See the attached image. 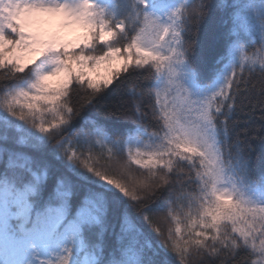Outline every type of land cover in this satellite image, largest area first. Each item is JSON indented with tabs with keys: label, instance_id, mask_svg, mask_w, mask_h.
I'll return each instance as SVG.
<instances>
[{
	"label": "snow or ice",
	"instance_id": "1",
	"mask_svg": "<svg viewBox=\"0 0 264 264\" xmlns=\"http://www.w3.org/2000/svg\"><path fill=\"white\" fill-rule=\"evenodd\" d=\"M0 264H264V0H0Z\"/></svg>",
	"mask_w": 264,
	"mask_h": 264
},
{
	"label": "trees",
	"instance_id": "2",
	"mask_svg": "<svg viewBox=\"0 0 264 264\" xmlns=\"http://www.w3.org/2000/svg\"><path fill=\"white\" fill-rule=\"evenodd\" d=\"M101 2L107 3V2H109V0H101ZM204 38L208 42H211V40H212V34L207 29H206V33H205ZM249 43H254V41L245 42V45L247 46ZM217 50H219V48ZM205 71H206L207 76L211 75V68L210 67L208 69H206ZM207 87H208L207 85H200L199 88L191 89L193 92L194 98H202V94H204L202 92V90L206 89ZM118 123H120L121 125H127L128 124V122H126V121H120ZM149 131H155V128H150ZM44 172H45V170L41 169L35 173L36 179H35V183H34L33 187L37 192H39L41 190V186L46 187V185H47L48 179L44 175ZM56 199H57V201H62V199H63L59 195V192H57ZM76 210L78 211L79 209H76Z\"/></svg>",
	"mask_w": 264,
	"mask_h": 264
}]
</instances>
